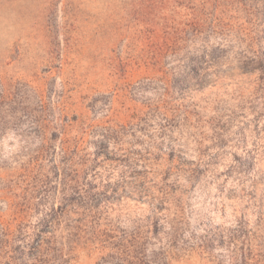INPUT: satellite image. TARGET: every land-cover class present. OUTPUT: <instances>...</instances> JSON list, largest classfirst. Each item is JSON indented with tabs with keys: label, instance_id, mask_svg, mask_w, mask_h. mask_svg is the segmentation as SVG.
Here are the masks:
<instances>
[{
	"label": "rangeland",
	"instance_id": "rangeland-1",
	"mask_svg": "<svg viewBox=\"0 0 264 264\" xmlns=\"http://www.w3.org/2000/svg\"><path fill=\"white\" fill-rule=\"evenodd\" d=\"M201 5L223 29L188 24ZM263 11L0 0V264H264V80L247 64ZM210 48L223 84L165 89ZM164 174L172 193L154 229L136 192Z\"/></svg>",
	"mask_w": 264,
	"mask_h": 264
},
{
	"label": "trees",
	"instance_id": "trees-1",
	"mask_svg": "<svg viewBox=\"0 0 264 264\" xmlns=\"http://www.w3.org/2000/svg\"><path fill=\"white\" fill-rule=\"evenodd\" d=\"M203 1H211V0H203ZM217 6H223L224 0H213ZM219 4V5H218ZM201 9L203 12L200 15H194L191 16L188 20V24L194 28L197 29L199 32L210 30V29H223L226 24L220 20V16L213 15V18L209 17L208 13L205 12L206 10L204 5H201ZM261 16L262 20L264 22V11L263 13L259 14L258 12L255 13L253 16L254 18H257V16ZM257 41H263L262 47H257L255 55L251 58V62L247 63L250 65H254L251 69L249 74L258 75V78L261 80H264V29L262 31V34L258 35ZM259 41V42H260ZM260 44V43H259ZM203 48V47H202ZM261 49V51H260ZM252 55V54H251ZM221 62L219 61L217 52L214 51V49L210 50H204V49H198V52L195 53V58L192 63L189 64L187 62L184 66V70L181 72L175 71L172 74H168L166 78V83L164 85L165 89L168 87L171 92H176L182 97L184 95V92L190 89H197V90H203L207 87H214L218 84L224 83V78L228 76L229 71H226L222 68ZM213 70V72H212ZM210 73H214V76L209 75ZM239 75H242L244 72H240L238 70ZM217 76L216 79H214ZM212 77V78H211ZM219 79V80H218ZM170 80V81H169ZM192 83L191 85L189 83ZM208 164L210 161L207 162ZM193 165V164H191ZM170 168V165L168 166V170ZM185 175H183V181L187 185H191L195 180L201 175L202 171L199 169V163L195 164L193 168H188ZM169 174V172H167ZM168 175L164 174L161 176L159 182L157 185H155V191L156 192H145L146 194H142V192H136V195L138 199H144L143 202H146L149 210H150V216L151 218H148L154 229L157 228L158 225V213L162 210V207H159L157 205L158 200L162 198V200L166 201L168 200L167 196L172 193V191L168 190L167 188V180ZM175 181H177L174 178ZM174 182V181H173ZM170 191V192H169ZM145 195V196H143ZM91 196V194H90ZM93 196V194H92ZM158 199V200H157ZM44 244V242L41 240L37 243V245ZM39 245V246H40ZM125 245V246H124ZM122 245L121 252L125 251V249L129 246L124 243ZM131 245H136V243L131 242ZM136 247V246H134ZM137 264H140L136 261ZM134 263V264H136Z\"/></svg>",
	"mask_w": 264,
	"mask_h": 264
}]
</instances>
